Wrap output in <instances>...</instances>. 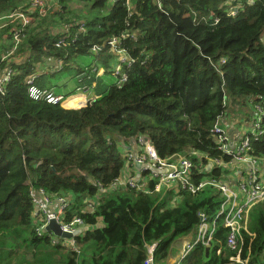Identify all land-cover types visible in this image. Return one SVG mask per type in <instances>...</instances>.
<instances>
[{
	"label": "trees",
	"instance_id": "obj_1",
	"mask_svg": "<svg viewBox=\"0 0 264 264\" xmlns=\"http://www.w3.org/2000/svg\"><path fill=\"white\" fill-rule=\"evenodd\" d=\"M31 1L0 0V16L29 12ZM232 6L234 14L227 0H50L43 16L32 11L14 51L20 25L1 29L0 75L12 72L0 93V264H143L153 243L155 263L165 264L174 242L195 235L199 211L215 215L222 197L211 188L181 190L171 202L172 193L152 192V183L143 192L113 182L139 136L160 158L189 150L222 156L211 130L246 100L259 108L263 131L252 154L264 156V0ZM30 78L54 93L71 81L63 95L86 87L96 98L83 106L70 97L66 106H83L76 109L36 101ZM207 171L193 180L222 172ZM39 190L67 198L63 221L81 219L75 250L37 235L31 193ZM217 223L214 240L180 264H240L229 261L235 251ZM246 227L241 259L264 264V201L248 210Z\"/></svg>",
	"mask_w": 264,
	"mask_h": 264
},
{
	"label": "built area",
	"instance_id": "obj_2",
	"mask_svg": "<svg viewBox=\"0 0 264 264\" xmlns=\"http://www.w3.org/2000/svg\"><path fill=\"white\" fill-rule=\"evenodd\" d=\"M156 1L160 5V0ZM234 1L227 0L230 5V14H234L235 11V7L232 6ZM45 2L47 1L32 0L28 9L29 12L18 9L0 16V31L13 23L20 25L12 35L14 44L12 51L17 49L23 36V29L32 21V11H37V14L41 16L45 14L47 9ZM110 43L113 48H117L116 39L111 40ZM10 54L11 50L7 55ZM120 61H126L125 57H122ZM11 72V68H8L5 73L0 75V93L4 92L5 84L10 79ZM120 72L121 66L117 64L115 74L120 75L119 82H124L126 77ZM27 84H29V97L36 101L59 104L63 107V104L70 97L63 98V95L54 93L47 88L40 89L32 84V78L27 80ZM78 90V94L81 96L86 98L90 96L91 91L88 88L81 87ZM95 98V96L88 97L84 104ZM255 110L256 117L247 122L241 118L238 123H235V125H244V127L233 144H231L226 130L221 126V120L224 116L216 120L211 133L215 139L216 148L222 156L210 157L204 153L189 150L185 154H174L168 158H160L151 142L142 136L137 138L135 147L133 146L123 154L126 158L125 166L121 175L113 182V187H131L138 191L148 192L149 185L152 183V192H160L163 189L169 190L173 195L171 202L176 200L177 194L181 190L196 194L202 189L211 188L217 190L222 197L219 208L213 217H210L203 210L197 213L196 233L194 236H190L188 242L183 241L174 264H180L181 260L197 245H209L215 238L219 220L221 226L228 231L226 246L235 251V254L229 257V261L247 264V259H241L238 244L243 243L242 231L247 232L246 216L248 210L254 204L264 201V156L252 154L251 148V140L257 139L263 133L260 130L259 108ZM211 168L221 169L220 176L203 178L197 182L193 180L197 173H204V170L208 172L207 170ZM31 195L34 203L33 222L36 226L37 235L41 237L48 235L52 244L61 243L75 250L74 238H59L51 232L44 231L47 222L54 219L60 224L62 231L79 233L82 225L80 218H74L69 222L63 221V215L69 206L67 198L63 196L52 198L42 190L32 192ZM85 203L88 208H93V202L85 201ZM157 246L158 243H153L147 247L143 264H156L154 252Z\"/></svg>",
	"mask_w": 264,
	"mask_h": 264
},
{
	"label": "crops",
	"instance_id": "obj_3",
	"mask_svg": "<svg viewBox=\"0 0 264 264\" xmlns=\"http://www.w3.org/2000/svg\"><path fill=\"white\" fill-rule=\"evenodd\" d=\"M59 89H58L57 94L63 95L66 92V91H60ZM90 96H92L91 93H90ZM90 96H88V97H90ZM81 98L84 102L87 99L85 96H81ZM247 104L249 105V110H248L247 115L240 112V110H239L240 106L231 105L230 109L228 110V113L226 115H224V118L221 120V126L226 130L231 144H233L235 142V140L239 137L240 132H241L242 128L244 127V125H235L234 123H232V120L235 119L237 116H239L240 118H242V116H244V122H247L250 120L248 117H250L251 114H254V108H253V105L251 104L250 101L246 100L242 105H247ZM182 244H183V242H182ZM182 244H181V246H182ZM181 246H180V248H181ZM180 248H176V251L178 252L180 250ZM173 250H175L174 246H172V251ZM172 251L169 254L165 264H174V261L178 255V253L175 254V258H172Z\"/></svg>",
	"mask_w": 264,
	"mask_h": 264
},
{
	"label": "rangeland",
	"instance_id": "obj_4",
	"mask_svg": "<svg viewBox=\"0 0 264 264\" xmlns=\"http://www.w3.org/2000/svg\"><path fill=\"white\" fill-rule=\"evenodd\" d=\"M48 2H45L46 3V8H48V6H49V2H50V0H47ZM79 8H82V5H72V9H75V10H78ZM262 39H263V41H264V34H263V37H262ZM77 60L78 61H83V62H85V63H89L90 62V60L88 59V58H84V57H81V56H79L78 58H77ZM71 74H73V72H71ZM59 75V74H58ZM58 75H56L55 76V79H62V78H65V79H68V74L67 75H61V76H58ZM98 75H103V70H100L99 72H98ZM52 80H53V82L55 81L54 80V78H51ZM104 79L105 80H107L108 82H113L114 80H115V78L113 77V75H111V74H107V75H105V77H104ZM71 84V81H69L68 83H67V85L66 86H64L63 88H60L59 90L60 91H67V90H69L70 88H71V86H69ZM73 95H75V96H73V97H78V98H81V94H78L77 95V93L75 92ZM68 97V94L67 95H63V98H67ZM71 97V96H70ZM69 97V98H70ZM82 99V98H81ZM84 104V103H83ZM63 107L64 108H68V109H72L71 108V106H66V104H63ZM78 107V106H77ZM74 109H76V108H74ZM239 110H240V112L241 113H243V114H245V115H247L248 114V110H249V105L247 104V105H241L240 106V108H239ZM242 118L244 119V116H242ZM241 120V118L239 117V116H237L235 119H233L232 120V123H238L239 121ZM190 240V237H187V238H183L182 240H179V241H177V242H174L172 245L174 246V248H175V250H173L172 251V258H175V254L176 253H178L177 251H176V248H180V246H181V244H182V242L183 241H186V242H188ZM176 260V259H175Z\"/></svg>",
	"mask_w": 264,
	"mask_h": 264
},
{
	"label": "water",
	"instance_id": "obj_5",
	"mask_svg": "<svg viewBox=\"0 0 264 264\" xmlns=\"http://www.w3.org/2000/svg\"><path fill=\"white\" fill-rule=\"evenodd\" d=\"M81 77H83V75L80 76V78ZM85 105L86 104H84L83 106ZM83 106H80V107H83ZM80 107H77V108H80ZM44 231L48 233L51 232L54 236L59 237V238H65V239L75 238V236L77 235L75 233H68V232L62 231L60 228V224L54 219H50L47 222V224L44 227Z\"/></svg>",
	"mask_w": 264,
	"mask_h": 264
}]
</instances>
